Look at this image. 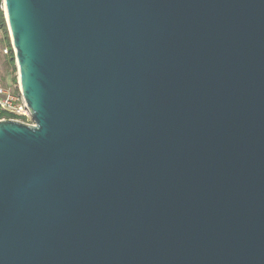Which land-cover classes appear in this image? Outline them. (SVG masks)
Masks as SVG:
<instances>
[{
	"label": "water",
	"instance_id": "obj_1",
	"mask_svg": "<svg viewBox=\"0 0 264 264\" xmlns=\"http://www.w3.org/2000/svg\"><path fill=\"white\" fill-rule=\"evenodd\" d=\"M3 2L0 264H264V0Z\"/></svg>",
	"mask_w": 264,
	"mask_h": 264
},
{
	"label": "built area",
	"instance_id": "obj_2",
	"mask_svg": "<svg viewBox=\"0 0 264 264\" xmlns=\"http://www.w3.org/2000/svg\"><path fill=\"white\" fill-rule=\"evenodd\" d=\"M0 8L4 12L3 0H1ZM7 31L9 34L8 26H7ZM4 53H7V49H4ZM2 114L7 115L8 117H2L0 118V121L14 120V121L22 122L24 124H31V125L33 124V120L31 118L30 112L27 109L26 102L21 93L19 83L16 87H12L10 85H5V86L0 85V115Z\"/></svg>",
	"mask_w": 264,
	"mask_h": 264
},
{
	"label": "rangeland",
	"instance_id": "obj_3",
	"mask_svg": "<svg viewBox=\"0 0 264 264\" xmlns=\"http://www.w3.org/2000/svg\"><path fill=\"white\" fill-rule=\"evenodd\" d=\"M10 45H11V41H10ZM4 49H7V53H4ZM8 54H9V48L3 42V32L1 30L0 32V85L1 86L10 85L12 87H16L19 83L17 68L15 65V61H14L15 67H12L11 65L8 64V59H9ZM13 68H15V70H13Z\"/></svg>",
	"mask_w": 264,
	"mask_h": 264
},
{
	"label": "trees",
	"instance_id": "obj_4",
	"mask_svg": "<svg viewBox=\"0 0 264 264\" xmlns=\"http://www.w3.org/2000/svg\"><path fill=\"white\" fill-rule=\"evenodd\" d=\"M0 6H1V0H0ZM0 29L3 32V42L4 44L9 48V59H8V64L11 65L12 67L14 66V54L10 45V40H9V34L7 31V24H6V20H5V16H4V12L1 10L0 8ZM13 70H15V68H13ZM2 117H8L5 114L0 115V118Z\"/></svg>",
	"mask_w": 264,
	"mask_h": 264
}]
</instances>
